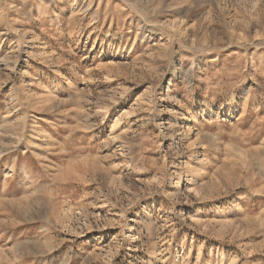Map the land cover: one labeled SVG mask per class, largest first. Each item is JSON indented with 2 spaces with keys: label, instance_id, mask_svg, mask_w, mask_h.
I'll return each mask as SVG.
<instances>
[{
  "label": "rangeland",
  "instance_id": "obj_1",
  "mask_svg": "<svg viewBox=\"0 0 264 264\" xmlns=\"http://www.w3.org/2000/svg\"><path fill=\"white\" fill-rule=\"evenodd\" d=\"M0 264H264V0H0Z\"/></svg>",
  "mask_w": 264,
  "mask_h": 264
}]
</instances>
